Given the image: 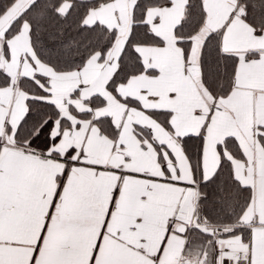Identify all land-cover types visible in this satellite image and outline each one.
I'll list each match as a JSON object with an SVG mask.
<instances>
[{
    "label": "snow or ice",
    "instance_id": "1",
    "mask_svg": "<svg viewBox=\"0 0 264 264\" xmlns=\"http://www.w3.org/2000/svg\"><path fill=\"white\" fill-rule=\"evenodd\" d=\"M0 264H264V0H0Z\"/></svg>",
    "mask_w": 264,
    "mask_h": 264
}]
</instances>
